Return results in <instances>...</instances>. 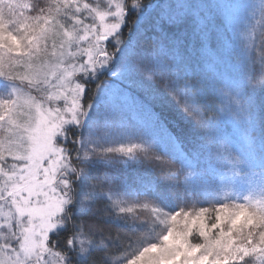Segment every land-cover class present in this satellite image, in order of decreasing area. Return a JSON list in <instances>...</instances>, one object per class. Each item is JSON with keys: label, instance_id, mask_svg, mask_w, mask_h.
<instances>
[{"label": "snow or ice", "instance_id": "obj_1", "mask_svg": "<svg viewBox=\"0 0 264 264\" xmlns=\"http://www.w3.org/2000/svg\"><path fill=\"white\" fill-rule=\"evenodd\" d=\"M256 3L244 28L240 0H0V264H95L106 240L87 218L100 201L129 203L120 192L154 215L105 264H136L152 247L173 264H264V174L259 199L233 203L243 177L211 167L222 194L155 211L167 181L183 172L200 187L201 157L232 141L264 156ZM145 159L161 178L139 170Z\"/></svg>", "mask_w": 264, "mask_h": 264}, {"label": "trees", "instance_id": "obj_2", "mask_svg": "<svg viewBox=\"0 0 264 264\" xmlns=\"http://www.w3.org/2000/svg\"><path fill=\"white\" fill-rule=\"evenodd\" d=\"M256 18L257 20L259 19L258 16ZM258 33L259 28L257 27L256 33L254 34V39H256L257 63H259V55L261 52ZM232 103H235V98L232 99ZM257 105L258 123L256 131L259 137L261 134H264V124L259 123L260 118L264 117V95L257 98ZM200 139L198 133L193 129L188 137L189 144L196 147L200 144ZM233 156L241 160L238 166V169L241 171L240 174H245L247 179L251 178L252 181L249 183H251L252 186L246 188V186L239 187V184H237L239 189L232 190L231 202L243 203L245 199L250 196L259 199L262 191L259 180L260 176L264 174V156L261 155L259 145L256 146L255 150H250L246 145H242L234 140L231 145L223 148L222 155H216L211 158L207 156L201 157L203 181L200 187L194 189L184 188L183 179L185 173L183 172H181L179 179L167 181V199L163 201V208L155 209V211L163 213L165 209L175 207L177 204L184 201H203L206 197H210L215 193L222 194L225 189L215 182L210 174V168L214 167L218 170L228 172V166L224 163V157L233 159ZM117 166H119L118 162ZM171 166L177 169L180 167L179 164H172ZM138 167L141 172H148L151 176L161 178L162 169L160 165L153 160H140L138 162ZM120 198L128 200L129 203L122 205L119 209L109 211L105 206V202L100 201L99 205L93 209V214L87 218L89 225L94 226L95 229H99L100 234L106 240L105 244H98L94 247L91 259L95 261V264H105L107 255L121 250L130 235L137 232H140L142 236L148 234V229L142 221L151 220L154 212L145 209L142 202L131 203L132 197L128 193L120 192ZM153 199H156L158 204L160 203L158 198ZM141 201H143V197H141ZM133 216L138 217V219L133 220ZM245 216L249 218V222L251 223L253 220L251 214L247 212L241 213V220H243ZM162 227L163 226H161V228ZM117 236L119 240L115 239ZM170 237L174 238V243H177V245L182 243V236L180 233L174 235L170 234ZM109 240L110 242H108ZM152 248L156 249V253L152 254V256H149V253H147L144 257L138 259L136 264H149L146 258L150 257L152 258L149 260L153 262V264H169L170 261L167 263L164 262L165 257L169 255L168 251L156 247Z\"/></svg>", "mask_w": 264, "mask_h": 264}, {"label": "rangeland", "instance_id": "obj_3", "mask_svg": "<svg viewBox=\"0 0 264 264\" xmlns=\"http://www.w3.org/2000/svg\"><path fill=\"white\" fill-rule=\"evenodd\" d=\"M240 3L242 4V8H241V12H240L241 24H242V27L248 28V27H250V25L255 21L256 17L258 16V5L256 3V0H240ZM224 159H225L224 163L228 166V172L235 170L236 172L238 171L239 174L241 173V171L238 169V166L240 165L239 161H241V160L236 159L234 156H233L234 160L232 158L228 159V157H224ZM240 176L243 177V179L238 181L237 184H239V187L246 186V188H248L249 186H252L251 183H249L250 181H252L251 178L247 179L245 177V174L244 175L240 174ZM239 187L236 186L235 190L237 188L239 189ZM184 188H186V187H184ZM187 188L193 189L190 187H187ZM239 219L241 220V217H239ZM175 246H177V243H174V238L170 237L168 247L172 248ZM164 251H167V250L165 249ZM147 253H149V256L150 255L152 256V254L156 253V249L151 248ZM150 258H152V257H150ZM150 258H146L147 262L149 264H153V262H151L149 260ZM164 262L165 263L169 262V264H173V261L171 259H168L167 257H165Z\"/></svg>", "mask_w": 264, "mask_h": 264}]
</instances>
